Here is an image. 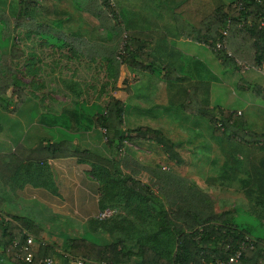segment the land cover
Segmentation results:
<instances>
[{
  "label": "trees",
  "instance_id": "16d2710c",
  "mask_svg": "<svg viewBox=\"0 0 264 264\" xmlns=\"http://www.w3.org/2000/svg\"><path fill=\"white\" fill-rule=\"evenodd\" d=\"M57 1L17 0L12 15L0 11V40L10 37L17 22L40 17L37 15L40 10L46 15L54 12ZM99 3L114 25L121 26L125 32L118 54L120 63L133 73H145L157 79L163 91L160 97L164 108H177L183 114L204 119L209 125L210 137L216 141L222 159L217 174L207 180L224 185L238 182L246 195L249 192L247 196L253 199L252 206L260 207L259 213L253 210L257 217L264 219L263 130L249 129L241 111L211 106L206 84L210 79L195 78L201 69L209 71L201 61L176 45L178 38H184L206 46L222 69L241 73L248 67L261 68L264 64V0H99ZM75 9L80 11L76 5ZM72 12L66 9V27L75 19ZM85 17L84 21L92 18ZM64 20L58 16L52 24L60 26ZM217 43L221 45L216 47ZM21 56L22 52L13 46L6 53L0 51V96L16 84L12 65ZM196 65L202 68L196 71ZM237 86L240 90L248 89L264 105V87L243 78ZM16 88L15 108L25 98L21 88ZM157 94L150 98H156ZM124 113L123 101L111 96L103 112L93 116L75 108L48 119L41 117L40 123L47 121L43 124L45 127H59L61 136L47 144L40 140L31 147L17 144L11 152L0 154V194L4 197L8 191L26 183L53 191L45 163L73 157L89 166L88 173L98 184V210L111 211L106 218L88 220L90 232L106 233L110 237L108 242L102 243L97 237L83 234L66 237L60 245L44 241L42 227L29 217L0 211V264H43L46 257L57 258V264L68 261L214 264L217 258H227L245 237L252 240L253 248L242 249L240 257L232 264H264V236L251 237L231 219L214 222L188 211L187 216L196 226L178 232L164 224L161 214L149 215L146 203L155 200L150 187L119 166L125 138L138 147L153 145L160 156L170 161L172 169L180 167L184 160L176 149L178 143L161 128L137 125L125 129ZM92 127L102 131V153L78 145L73 141L74 134L70 133ZM159 159L155 164L161 166L163 158ZM7 185L9 190L5 191L3 188ZM151 203L149 207L153 206ZM28 237L32 238L30 245L26 242ZM29 251L31 259L27 262L24 257Z\"/></svg>",
  "mask_w": 264,
  "mask_h": 264
},
{
  "label": "rangeland",
  "instance_id": "374dc122",
  "mask_svg": "<svg viewBox=\"0 0 264 264\" xmlns=\"http://www.w3.org/2000/svg\"><path fill=\"white\" fill-rule=\"evenodd\" d=\"M223 1L227 2L231 0ZM16 2L17 0H0V11L12 15L16 9ZM74 5L75 4L70 2V0H58L54 12L46 15L43 14V10H40L38 14L36 13L40 17L32 18L25 22H17L13 26V31L10 37L0 40V51L3 53L8 52L10 46H13L22 52V56L14 60L12 65L15 70L14 80L19 81V83H17L18 86H16V84L12 85L2 96H0V106L2 109L3 107H6L8 111L7 113L0 109V148H6L8 142L23 139L24 133H27L30 128V118L32 117L40 116L43 118H49L51 115H57L63 112L66 113V111L70 112L75 108L80 112H85V92L83 91L82 93L76 94L66 93V73H74L78 78H81L82 82H86L88 77L90 82L109 81V76H112L116 80L114 75L119 73L118 75H120V79L122 78L119 87H122L123 90L124 87H126L127 82L130 81L125 74H120L127 73V67L118 61V54L121 53V46L123 44L125 32H119L117 41L111 38L107 39V37L104 36L106 26L102 25L105 23L104 21L101 22L98 20L102 15H100L97 20L93 17L92 19L90 16H88L91 18H88L90 21L80 20L85 26L83 28L86 38H89L90 42H95L94 46L90 43L72 45L66 42V33L72 36L79 35V31L77 30L78 27H66V9L67 11H73V17L75 18H84V15H86L76 9L74 10V8L72 9ZM83 7L84 6L80 7V9ZM58 16L65 20L60 26L53 25L52 23ZM77 23L78 19L74 21V25H77ZM51 37H54V41L50 39ZM55 40H58V42H55ZM97 45H111L113 47L111 52L116 58H118V60L115 59L114 61L106 62L105 59H108V57L104 54L110 52ZM180 46L185 51L198 56L206 66L207 71L216 74V82H211L213 83L211 85L213 88L212 101L229 110L231 108H241L244 118L246 119L250 118L251 115H258V118L252 117L250 120H247V127L251 130L260 132L264 130L262 127L263 125H261L260 122L262 114H256L255 111L252 110L253 105L251 103L253 102L254 104L255 102L258 104L260 103L259 100L255 98L249 90H246L245 97L247 98L244 102L246 104L249 103L248 105L252 106H247V108H245V104L241 101H235L234 96L242 94L237 90V82L241 78H244L241 73L237 70L222 69L206 46L198 44L195 47L196 50L190 49L188 47L189 44L180 43ZM100 50H104L103 53H100ZM205 52L207 55L203 54ZM87 53L91 54L90 57H94L96 54L100 53L97 57L101 56L103 62H98L94 58L89 60V57L86 58L88 55H85ZM249 71L251 73H259V76L255 78L254 82L264 86V75L258 70L250 69ZM88 73H90V76H87ZM106 73H110L111 75L106 76ZM147 80L148 85L147 87H143V91L141 92L149 94L156 85V79L154 77L150 78V76L146 78L144 77L142 83H146ZM151 85H153V87H151ZM16 87L21 88L25 98L18 107L13 108L15 103H17ZM130 88H132V86ZM124 93L125 90H118L116 95H124ZM86 98L91 100L92 95L86 96ZM219 98H221V101H219ZM75 100L78 102V105L74 104ZM123 103L125 107L123 127L125 129H129L137 124L146 123L161 128L166 132L168 137L178 143L176 149L180 150L179 152L181 153L184 162L180 167H173L174 169L170 168L171 163L166 157L160 156L159 150L155 151L156 148H154L153 145H147L146 147L143 146V148L141 146L138 147V145L131 143L128 138H125L124 140L125 144L120 155L122 154L123 159H125V154L130 153L135 155L136 159L139 161L142 160V163L148 165H156V160L163 158L161 159V167L164 168L161 169L162 172L169 171L168 169L182 172L181 178L173 176L174 178L171 179L176 182V186L179 185L181 187L178 192L180 194L183 193L182 208L177 206V210H180L182 216H187V211L185 212V209H190V207H192L191 205L194 203V200H189L190 194H203L208 198L207 205L209 206L206 207L207 205H202L206 209L208 220L221 222L226 219H231L238 227L245 229L251 237L256 235L264 236V219L262 216L258 218L255 214V212H260V207L252 206L253 199L248 198L249 192L247 196L244 188L241 187L238 182L232 185H224L207 180L209 177H214L217 174V168L221 164L222 157L217 150L215 140H213V144L212 137H210L209 133V125L204 119L183 114L177 108L167 107L162 110V116L164 115V118L162 120L157 119L156 124H151L149 122L150 118H147L145 121H135L128 117L130 113V111H128V109H130L129 101L126 100V102L123 101ZM137 104L142 106L144 101H140ZM146 104L147 103L145 102V105ZM30 107L32 110H30ZM28 109L30 110L29 112ZM148 111L149 110L147 109V112ZM13 113H15L14 116L12 115ZM131 122L135 123L132 124ZM27 138L28 136L24 139L27 140ZM146 150H149V152H147L148 154L146 153ZM124 162H122V167L130 172H137L138 165L135 164L134 161L131 164ZM120 165L119 160V166ZM122 171L126 172L123 169ZM167 180H170V178ZM156 198L157 196L155 199ZM150 203L151 202L146 203V209L149 211V215L161 214L163 215L162 220L165 225H175L172 221L169 220V222L165 219L162 205L160 208H156L154 204L149 207ZM18 204L19 211L17 212H19V215L29 217L35 221L37 225L43 226L46 230L49 228L53 230L54 227H59L63 232L60 235L63 236L62 238L69 236L68 232L66 233V228L72 227V229H75V226L67 216L57 215L53 220H47L48 216L51 214H48L46 212L47 210L42 209L43 207H28L29 204L25 205L20 202ZM30 205H32V203H30ZM175 209L176 208L174 207L173 210L175 211ZM200 212L202 214L203 211L201 210ZM176 213L178 212H175V214ZM193 225H195V223ZM171 229L172 231H175L174 228ZM75 233H77V230ZM84 234L91 233L85 231ZM96 237H98V241L103 240L101 238L102 236ZM54 259L58 262L57 258Z\"/></svg>",
  "mask_w": 264,
  "mask_h": 264
},
{
  "label": "crops",
  "instance_id": "0c3cea01",
  "mask_svg": "<svg viewBox=\"0 0 264 264\" xmlns=\"http://www.w3.org/2000/svg\"><path fill=\"white\" fill-rule=\"evenodd\" d=\"M70 2H72L76 6L79 4L78 5L79 8L84 6L82 8L83 11L82 9H80L79 11V12H83V14H86L84 15V17L90 16L97 20L98 17L102 15L101 18L98 20L101 22L104 21L105 23L102 25L106 26L104 36L107 37V39L111 38L117 41L119 32L122 31V33H124V30L121 26L114 25L108 13L100 5L99 0H70ZM170 3L172 2H167L168 5H171ZM73 8L74 6L72 7V9ZM76 19H78V23L77 25H74V21ZM80 20L84 21L83 18L77 17L73 21L68 22V28L78 27L77 30L79 31V35L72 36L66 33V42L72 45L90 43L91 45L93 44L92 46H94L95 42L93 41L90 42V39L86 38V34L83 28L85 26ZM50 39L54 41V37H51ZM55 42H58V40H55ZM180 43H184L187 45L189 44L188 47L192 50L193 49L196 50L195 47L198 45V43L184 39V38H178L176 40V45L185 54L193 57L196 60L201 61L198 58V56L185 51L180 46ZM97 46L110 52V53L106 52L104 54L108 57V59H105L106 62L114 61L115 59L118 60V58H116V56H114V54L111 52L113 48L111 45H105V46L97 45ZM103 51L104 50H100V53H103ZM99 54H96L94 57H90L91 56L90 53H87L85 55H88L86 58L89 57V60L94 58L98 62H103V60H101L102 59L101 56L97 57ZM203 54L207 55L206 52ZM216 61L218 62L217 59ZM201 68H202L201 66L196 65V71H199V69ZM250 69L258 70L262 75H264V64L262 65L261 68L248 67V68H245L243 72H241V75L244 77L243 79L253 84L255 83L254 82L255 78L259 76L258 75L259 73H251L249 71ZM232 70H235V69H232ZM202 71L203 70L201 69L199 73H196L195 78L199 79L200 81H204V80L207 81L210 79L209 82L208 81L206 82V84L208 85V97H209L210 105L224 108L222 105L216 104L212 101L213 88L211 85L214 82H216V79H217L216 74L212 72H209L210 73L209 74L206 71H203V72ZM126 72L127 73H120L121 75L125 74V76H127L130 80L127 82L126 91L124 95H121V94L116 95L118 90L124 91L122 87H119L120 80H122V78L120 79V75H118L119 73L118 74L116 73V75L112 74L116 77V80L112 76H109L110 78L109 81H106L104 79L105 81H91V82L89 81V77L86 80V82L84 81L82 82L81 78H78L77 75H75L74 73H66V93L76 94V93H82L83 91L85 92L84 99L86 100V102H85V112H82L83 114L93 116L97 113L103 112L105 104L107 100L109 99V97L114 96L122 101H125V102L126 100L129 101L130 109H128V111H130V113L128 117H130L131 119H134L135 121H145L147 118H150L149 122L151 124H154V123L156 124L157 119L162 120L164 118V115L162 116V110L164 109V107L161 104V97H160L161 96L160 94H162L163 91L161 89L160 83L157 82V79L155 78L156 85L153 88V90L149 94L142 93L141 92L143 91L142 88L147 87L148 85V80L146 81V83H142V80L144 77L146 78L148 76L144 75L145 73H133L128 69H126ZM89 74L90 73H88L87 76H90ZM107 75H111V74L106 73V76ZM17 83H19V81L16 80V86H18ZM131 86L132 88H130ZM261 86L264 87L263 85ZM151 87H153V85H151ZM237 90L240 91V93L242 94L234 96L235 101L236 100L241 101L243 104H245L246 106L245 108H247V106L253 105L252 110H254L256 114L257 113L262 114L261 115L262 118L260 119V122H261V125H263L264 127V105L261 103L256 104L255 102L254 104L252 102L251 103L252 105H248L249 103L246 104L244 100L247 98L245 96L247 92L246 90L248 89H244V90L237 89ZM154 93H158L156 98H150L151 95H153ZM91 95H92V99L88 100L89 98H86V96H91ZM140 101H144V104L142 106L137 104ZM219 101H221V98H219ZM74 102H75L74 104L78 105V102L76 100ZM145 102L147 103L146 105H145ZM13 108H15V106ZM0 109H2L1 106H0ZM147 109L150 112L149 111L147 112ZM23 110H24V107H23ZM30 110H32L31 107H30ZM30 110L28 109V112ZM230 110H237L239 112L240 111L242 112V109L238 107L236 109L231 108ZM2 111L3 112L5 111L8 113L6 107H3ZM14 114L15 113H13L12 115L14 116ZM252 117L258 118V115L256 116L251 115L250 118H247V119L245 118V120L246 121L250 120ZM40 118H41L40 116L30 118L31 119L30 128H29L30 130L28 129V132L24 133V138L28 136L27 140L23 138L24 140L20 139V140H15L13 142L12 141L8 142L6 148H0V154L11 152L17 144H22L26 147H31L33 144H35L36 142L40 140L47 144L61 136L62 130L59 127H52V126L45 127L43 124L47 123V121H45L44 123L43 122L40 123L41 122ZM131 123L134 124L135 122H131ZM157 123H160V122H157ZM137 125H148V124L142 123V124H137ZM137 125H134V126H137ZM148 126H151V125H148ZM152 127H155V126H152ZM70 133L74 134L73 141H75L78 145L91 149L98 153L104 152L102 148V143H103V137L101 135L102 131L99 128L92 127L85 131H73V132L71 131ZM147 152H149V150H146V153ZM125 155H126L125 159H123L122 154L120 155L121 168L125 170L128 174H131L132 177L139 179L141 182L147 184L150 187V191L154 199L157 196V198L154 200V203H151V204H154L156 208L157 207L160 208L162 205L165 219L168 221L170 220L173 223H175V225H169L170 228H174L175 231H179V232L188 231L187 229H190V230L193 229L196 226V224L193 225L194 222L188 216H182L180 213V210L179 209L177 210V206H180L182 208V194L183 193L180 194L178 192V190H180L181 187L179 185L176 186V182L174 180H171L175 176L178 178H181L182 172L175 171L172 169H168L169 171L162 172L161 169H164V168L159 165L157 166V165L144 164L141 162L142 160L139 161L138 159H136L135 155H132L130 153L125 154ZM133 161L135 164L138 165L137 172H130L126 170L124 167H122V162L131 164L133 163ZM158 163L160 164L161 162H158ZM45 164L47 165L50 179L54 186V190L52 191L42 186H33L29 183L23 184L21 187L16 188L14 191H8L5 194L6 195L5 197L4 195L0 194V211L3 213L18 215L19 212L17 211H19L18 209L19 202L21 204L24 203L25 205L29 204L28 207L29 206L43 207L42 209L47 210L46 212L48 214H51L50 216H48L47 220L49 219L53 220L54 218H56L55 216L57 215H60V216L63 215L69 218L71 223L75 226V229H72V227L66 228V233L68 232V235H69L67 237H72V236L74 237L80 234L83 235L85 231L90 232L91 230L88 227V220H90L91 218H96L97 212L99 210L97 206L98 184L96 180L91 175H89L88 173L89 166L86 163L78 162L73 157L51 159V160H47ZM168 178H170V180H167ZM194 188H195V185H194ZM3 189L5 191L9 190V186L7 185ZM189 200L190 201L194 200V203L193 205H191L192 207H190V209H187V210L185 209V212L186 211L193 212L197 214L198 216H200L202 219H205V218L207 219L206 209L203 206L208 204L207 203L208 198L203 194L199 195L198 193H194V194H190ZM30 203H32V205H30ZM208 206L209 205H207L206 207ZM174 207L176 208L175 211L173 210ZM201 210L203 211L202 212L203 215L200 212ZM175 212H178V213L175 214ZM40 227H42L43 229L42 238L44 239V241L55 242L58 245H60L63 242L64 238H62L63 236H60L61 233L63 232L61 231L59 227L58 228L54 227L53 230H51L50 228L46 230L41 225ZM76 230H77V233H75ZM90 233H91L90 235L93 237L102 236L101 237L103 239V240L101 239L102 243L108 242L110 240V237L106 233H103L100 231H95L93 233L92 232ZM73 262L74 261H68L66 264H73Z\"/></svg>",
  "mask_w": 264,
  "mask_h": 264
},
{
  "label": "built area",
  "instance_id": "2783aa9c",
  "mask_svg": "<svg viewBox=\"0 0 264 264\" xmlns=\"http://www.w3.org/2000/svg\"><path fill=\"white\" fill-rule=\"evenodd\" d=\"M262 22H263V19L261 20V23ZM223 33H225V32L223 31ZM220 45H221V43H217L216 47H219ZM110 214H111V211L109 209H104L102 211L97 212L96 218L103 219V218L108 217ZM244 239L245 240L240 241L239 247L236 248L235 250H233L227 258H225V259L217 258L214 261V264H232L233 262H235L240 257L242 249H245V248L252 249L253 248L252 240H250L248 237H245ZM26 242L28 245H30L32 242V238L28 237ZM30 259H31V251L26 253V255L24 257V261L29 262ZM42 262H43V264H57V261L51 257L44 258ZM73 264H81V262L74 261Z\"/></svg>",
  "mask_w": 264,
  "mask_h": 264
}]
</instances>
